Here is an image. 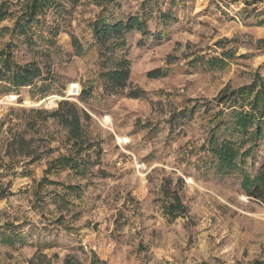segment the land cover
<instances>
[{
	"label": "rangeland",
	"instance_id": "obj_1",
	"mask_svg": "<svg viewBox=\"0 0 264 264\" xmlns=\"http://www.w3.org/2000/svg\"><path fill=\"white\" fill-rule=\"evenodd\" d=\"M33 2L0 0V71L8 52L40 71L0 77V232L16 233L0 264H264V204L242 186L264 140L232 170L210 150L231 136L220 98L264 78V0H50L28 21ZM131 16L146 28L98 35ZM70 105L93 143L78 153L55 114ZM69 154L87 166L51 168Z\"/></svg>",
	"mask_w": 264,
	"mask_h": 264
},
{
	"label": "trees",
	"instance_id": "obj_2",
	"mask_svg": "<svg viewBox=\"0 0 264 264\" xmlns=\"http://www.w3.org/2000/svg\"><path fill=\"white\" fill-rule=\"evenodd\" d=\"M50 0H34L32 5L28 8V11L23 14V18L28 21H33L36 18L38 10L44 8ZM145 2V1H144ZM152 10L147 11L143 9V13L152 14ZM137 25L139 28H146V20L143 21L139 17H129L128 20L116 21L111 23L106 21V19H100L96 23V31L100 38L107 41L112 36L121 34L123 28H133ZM2 70L0 71L1 78H8L13 85L16 87H21L25 85H30L34 79L40 74L37 68L32 65L21 66L13 63L11 59L10 52L4 53L2 56ZM250 85L243 86L238 90L233 91L228 97L220 98V103L226 100H233L234 107L229 113L230 121H233L230 126L228 121L221 123L218 121V128H225V132H230L231 136L223 139H219L217 133L213 135L210 139V150L213 152L216 160L219 164V171L221 170H232L238 168V158L241 156L245 158L253 153L254 146L251 144L242 155L239 152V145L243 144L249 140H264V78L257 76ZM258 84L260 86L258 87ZM245 105H249V109L244 108ZM64 106L60 107L55 114L60 115L67 126L70 127L71 138H74L73 145L76 148V152L82 151L83 149H88L92 147L93 143L84 136V131L81 126V115L80 111L76 106H69L64 109ZM87 115V113H86ZM88 164V159L83 157H78L74 155H63L54 159L51 162V168H63L69 167L74 170H81L85 168ZM243 188L246 192L253 198L258 199L264 204V167L263 170L256 176L246 173L242 182ZM71 186L69 188H77ZM174 201L168 205V212L171 216L176 217L183 214L186 211V207L183 205L179 195L175 193ZM7 229L9 232H0V239L10 243H14L16 238V233L13 228V224H7Z\"/></svg>",
	"mask_w": 264,
	"mask_h": 264
},
{
	"label": "built area",
	"instance_id": "obj_3",
	"mask_svg": "<svg viewBox=\"0 0 264 264\" xmlns=\"http://www.w3.org/2000/svg\"><path fill=\"white\" fill-rule=\"evenodd\" d=\"M70 95H75L79 91V83H71Z\"/></svg>",
	"mask_w": 264,
	"mask_h": 264
}]
</instances>
